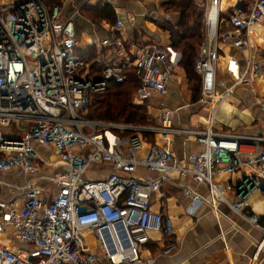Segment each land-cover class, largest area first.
I'll use <instances>...</instances> for the list:
<instances>
[{"label": "built area", "instance_id": "1", "mask_svg": "<svg viewBox=\"0 0 264 264\" xmlns=\"http://www.w3.org/2000/svg\"><path fill=\"white\" fill-rule=\"evenodd\" d=\"M72 1L0 0V173L17 170L31 177L19 187L21 205L0 199V264H152L154 256L142 253L149 233L175 234L171 216L151 207L153 195L169 180L179 181L191 197V212L203 198L189 181L208 185L212 207L229 204L263 233L262 245L264 224L258 214L245 213L250 204L244 191L238 201H229L234 187L221 186L215 175L227 155L228 173L250 168L244 184L250 180L255 188L264 187V135L227 132L214 123L230 93L264 74L251 53V28L264 21V0L240 1L229 16L231 28L224 30L221 0H208L207 35L195 70L201 77L197 104L208 110L209 120L192 128L176 127L178 109L164 101L182 67V51L172 42H131L121 19L110 25L108 36L93 41L94 53L81 50L75 19L66 14ZM130 21L135 24L136 17ZM219 42L236 48L246 61L241 71L237 58L229 60L231 84L218 75ZM133 75L139 81L131 92L135 104L150 108L153 99L160 100L156 124L87 117L98 92ZM176 135L194 139L199 148L178 157ZM149 137L164 144L150 143L139 158ZM36 143L50 145L54 159L39 153ZM141 166L158 176L140 173ZM105 169L106 176H91ZM14 240L23 246L15 248ZM177 247L170 240L162 253Z\"/></svg>", "mask_w": 264, "mask_h": 264}, {"label": "crops", "instance_id": "2", "mask_svg": "<svg viewBox=\"0 0 264 264\" xmlns=\"http://www.w3.org/2000/svg\"><path fill=\"white\" fill-rule=\"evenodd\" d=\"M198 1L203 2L204 0ZM240 1H245L248 5L252 0H221L219 7L221 30L231 28L228 23L229 16L234 13ZM99 3L109 5L114 9L117 20L121 19L124 23L125 36L131 42L144 45L171 42L170 32L163 30L160 26V23L165 20H171V15L163 10L161 0H73L67 5L66 14L75 19L79 40L81 39L84 43L79 41L81 50L89 48L94 53L97 47L92 45L93 41H89V38L94 34L97 38L108 36L109 23L102 21L97 24L83 12L85 7ZM207 3L208 0L203 3L206 9ZM70 9L74 10L71 15H69ZM132 16L136 17L135 24L130 21ZM86 35L88 40L84 42L82 38ZM219 45L221 58L217 66L218 75L228 79V83L231 84L234 78L228 68L229 60L232 57L237 58L241 71L246 68V61L236 48L220 42ZM251 53L264 67V21L251 28ZM263 97L264 74L255 77L250 86L240 85L234 93L226 97L217 110L215 127L243 135H264V108L261 103ZM159 101L153 99L150 108L148 107L149 112L155 118L159 112L157 109ZM164 101L168 107L178 109L177 116L174 118L176 127L192 128L208 123V110L197 104L192 90L188 88L187 74L182 67L178 69L175 80L170 83L169 93ZM148 140L150 142H145L141 151L138 152L139 158L146 155L150 143L164 144L159 137H149ZM44 147L43 145L44 155L54 159V155L45 151ZM198 148L199 145L192 138L186 141L183 136L174 137L173 149L178 157L187 156L191 150ZM227 158V155L222 156L215 181L223 187L227 185L234 187V191L229 194V201L233 202L239 199V183L244 181L245 176L252 171L245 167L235 173H228L226 171ZM139 171L158 176V172L148 171L142 166ZM99 172L100 170L94 173ZM101 173H105L106 176L108 169ZM174 176L176 177L177 173ZM30 178L29 175L17 170L0 173V199L16 200L17 204L21 205L23 199L19 193V187L25 185ZM185 180L189 181V179ZM189 183L203 198L195 212L190 211L192 199L183 192L179 181L165 182L161 189L153 195L152 209L171 216L175 234L169 238L160 232H150L149 241L143 247V256L153 255L155 261L152 264H264V243L261 245L263 233L227 203H220L218 209H214L211 205L208 185H196L190 181ZM245 198L250 204V207L244 209L245 213L258 214L264 224V187L250 189ZM3 236L4 234H0V238ZM90 238L92 245L96 247L94 238ZM170 240L176 241L178 247L170 254L162 253ZM14 246L19 248L23 245L14 240ZM101 264H109V262L102 260Z\"/></svg>", "mask_w": 264, "mask_h": 264}, {"label": "trees", "instance_id": "3", "mask_svg": "<svg viewBox=\"0 0 264 264\" xmlns=\"http://www.w3.org/2000/svg\"><path fill=\"white\" fill-rule=\"evenodd\" d=\"M205 1V0H204ZM198 0H161L163 10L171 15V20L160 23L163 30L170 32L174 47L182 51V68L192 82L194 99L201 93V77L195 70L199 46L204 41L206 29V8ZM96 23L106 21L115 24L114 9L102 3L87 6L83 11ZM139 86L133 75L124 84L112 83L106 91L98 92L90 105L87 117L96 121L146 123V114L138 111L129 93ZM141 107H139L140 109Z\"/></svg>", "mask_w": 264, "mask_h": 264}, {"label": "rangeland", "instance_id": "4", "mask_svg": "<svg viewBox=\"0 0 264 264\" xmlns=\"http://www.w3.org/2000/svg\"><path fill=\"white\" fill-rule=\"evenodd\" d=\"M73 9H70V13H69V15H71V13H73ZM97 24H100V23H97ZM85 35V34H84ZM206 35H207V30L205 29V37H204V40H205V38H206ZM84 38H82L83 40H84V42H85V40H88V37H87V35L86 36H83ZM96 38H97V35L96 34H94L93 36H91L89 39V41H96ZM80 41V43H82L81 42V39L79 40ZM82 44H84V43H82ZM187 74V73H186ZM187 79H188V88H190L191 90H192V82L190 81V79H189V77H188V75H187ZM133 90H131L130 91V93H129V96L131 97V99H132V101H133V98H132V96H131V92H132ZM192 92H193V90H192ZM96 97V96H95ZM133 104H134V106L136 107V109L138 110V111H141L142 113H145L146 114V123H134V124H138V125H154V124H156L157 123V118H155V116L154 115H152L150 112H149V109H148V107L146 106V105H143V104H135L134 102H133ZM139 107H141L140 109H139ZM42 144H40V143H36L35 144V148L37 149V151L39 152V153H41V154H45L44 152H43V149H42ZM45 147H44V149H45V151H47V152H51L52 150H51V146L50 145H44ZM46 152V153H47ZM100 176H105V173H92V177H95V178H97V177H100Z\"/></svg>", "mask_w": 264, "mask_h": 264}, {"label": "water", "instance_id": "5", "mask_svg": "<svg viewBox=\"0 0 264 264\" xmlns=\"http://www.w3.org/2000/svg\"><path fill=\"white\" fill-rule=\"evenodd\" d=\"M245 179H246V177H245ZM241 186H244V187L240 188L238 193H241L242 191H244L243 195L247 194L249 192V189H253L256 187V185L253 182H251L250 180H248L245 184L243 181L240 182L239 187H241ZM245 186H249V187L247 188Z\"/></svg>", "mask_w": 264, "mask_h": 264}, {"label": "bare ground", "instance_id": "6", "mask_svg": "<svg viewBox=\"0 0 264 264\" xmlns=\"http://www.w3.org/2000/svg\"><path fill=\"white\" fill-rule=\"evenodd\" d=\"M90 242H92V241H91V238H90Z\"/></svg>", "mask_w": 264, "mask_h": 264}]
</instances>
